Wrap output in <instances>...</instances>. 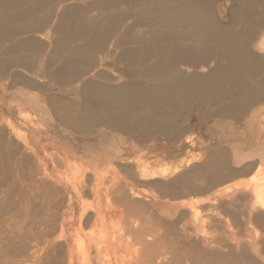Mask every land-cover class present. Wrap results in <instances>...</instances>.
Segmentation results:
<instances>
[{"label": "rangeland", "instance_id": "obj_1", "mask_svg": "<svg viewBox=\"0 0 264 264\" xmlns=\"http://www.w3.org/2000/svg\"><path fill=\"white\" fill-rule=\"evenodd\" d=\"M159 1L0 0V264H138V244L129 226L139 225L140 217L124 214L123 204H131L127 192L135 193L123 165L117 162L113 167L111 162L104 169L88 161L91 166L78 167L75 159L62 165L60 148L50 154L40 148L44 157L37 159L28 142L39 141L43 147L51 141L54 148L61 139L74 144L80 133L98 137L106 130L116 131L112 139L122 146L123 128L149 124L108 120L109 127L86 126L79 125L83 117L75 116L93 101L87 86H129L135 80L154 84V77L139 74L145 66L158 57L168 58L172 44L201 43L179 16L171 23L175 25H169ZM163 1L192 7L191 14L203 20V27L237 35L239 50L235 60L226 53L218 57L215 42H208L212 53L203 58H194L196 53L189 48L183 50L188 57L178 64L180 71L197 91H204L189 98L183 89L173 97L140 92L143 107L154 117L150 124L162 119L187 126L203 115L205 107L226 102L246 107L264 99L259 80L264 62L258 64L264 61V0ZM167 30L174 33L173 40L162 37ZM155 38L160 40L157 45ZM145 57L148 64L140 63ZM232 66L236 72L227 74ZM177 98L179 104L172 107ZM155 99L159 102L153 104L150 100ZM43 106L52 108L49 128L42 125ZM59 117L70 124L61 128ZM181 142L175 164L168 157L157 159L155 144L151 145L146 170L140 173L148 174V226L161 220L164 229L188 234L190 241L209 247L216 241L231 247L238 238L248 255L258 260L248 246L254 242L259 250L264 247V168L254 176L245 175L242 183L211 190L216 184L196 167L202 160L194 136L185 134ZM92 169L98 170L97 178ZM117 178L129 184L121 192L127 200L115 203ZM92 179L100 189L93 193L100 205H95L97 201L81 205L82 190L86 185L88 195ZM170 205L177 207L167 211Z\"/></svg>", "mask_w": 264, "mask_h": 264}, {"label": "crops", "instance_id": "obj_2", "mask_svg": "<svg viewBox=\"0 0 264 264\" xmlns=\"http://www.w3.org/2000/svg\"><path fill=\"white\" fill-rule=\"evenodd\" d=\"M263 62L260 60L258 64ZM259 80L264 85V72ZM260 83L258 84L261 85ZM176 103L179 104V98L175 99L171 106L173 107ZM209 107L204 108L203 115H199L194 124L188 123L187 126H185V123L181 124L179 120L175 122L167 120L165 123L162 119L156 120L155 125L149 123L144 128H138V126L128 128L126 126L123 128L125 130V139L122 142V146L120 142L112 139L116 138V131L115 133L107 134L108 136L97 133L98 137L88 136L91 134H85V132L80 133L74 144H71L67 139H61L59 147L54 148L51 141L43 147L37 145L39 141L35 143L29 141L28 143L30 144L31 152L34 151V153L32 152L33 157L37 159L44 157V151L50 154L53 153V149L55 152L60 148V156L63 157L65 156L63 153H66L67 158L77 161L75 163L78 167L80 165L83 167L91 166L88 161L94 166L100 165L99 167H104V169L108 168L111 162L113 167L117 166V162L121 163L124 175L127 177L129 174V183L132 184L134 192L139 193V196L135 197L130 191L129 193L127 192L130 201L135 203L137 213L132 215L128 211V205L123 204L125 208L124 214L134 217L139 216L142 223L144 222V217H146L145 211L147 209V177L140 175V173L146 170L148 153L153 143L155 144L157 159L168 157L172 159V164H175L180 159L181 136L185 137V134L193 135L196 152L200 153V159L202 160L196 167H202L204 170L203 174L210 176L209 182L216 184V186L209 187L211 190L222 188L225 185H232L233 183H242L245 175L248 177L254 176L260 173L261 168H264V99H260L256 104L246 107L244 105L241 106L239 103L228 104L227 102ZM41 109L44 111L41 119L43 120V127L51 126V123H46L51 120L49 117V111L52 110L51 106L50 108L43 106ZM85 110L86 108H83L81 114L75 117L90 116L89 112L84 115ZM107 110L109 109L106 108L102 111L104 118L111 116L110 113H107ZM57 120V125L61 126V128L68 126L71 122H67L64 117H59ZM160 121H162L161 124ZM101 126L109 127L110 121L104 119ZM149 126L153 127L150 132L148 130ZM91 127L93 129L94 126L89 128ZM92 129L86 131H91ZM106 132L109 133L106 130L102 131V133ZM50 138L51 135L48 136V139ZM73 146L76 147L74 151L71 149ZM40 148H44V151L38 152L37 150ZM99 149H101V152ZM106 152L107 154H105ZM96 160L98 161L97 163H95ZM101 161H103V164ZM94 170L98 172L97 169H92V173ZM85 188L86 185L82 190L81 205L85 204V202L88 203V201H97L95 205L99 206V200L93 197V193L100 192V189L94 185L93 179L90 194H84ZM76 196L77 194L72 199V206L74 207Z\"/></svg>", "mask_w": 264, "mask_h": 264}, {"label": "bare ground", "instance_id": "obj_3", "mask_svg": "<svg viewBox=\"0 0 264 264\" xmlns=\"http://www.w3.org/2000/svg\"><path fill=\"white\" fill-rule=\"evenodd\" d=\"M158 3L162 5L164 16H166L165 19L170 23L169 25H175L171 23L176 20L175 16H179V22L188 27L191 30L190 32L194 35L196 34L201 40V43L191 45L190 47H184L182 45L176 46L175 44H172V50L167 55L168 58L166 59L158 57L157 53L159 49L157 48L154 56L155 58L158 57V59L153 64L145 66V69L139 73L142 78L154 77L156 79L154 84L145 83L147 80H144L143 82L135 80L132 81L129 86H99L95 88L87 86L86 90L89 89L88 91L93 93V95L91 94L93 101L91 100L92 102L90 106L86 108L84 115L89 112L92 116L87 115L83 117L82 120L80 119L79 125L83 124L87 126L94 124L100 126L103 120L106 119L102 113L106 108L109 109L107 110V113L111 114V116L109 115L107 117V120L113 122L128 121L132 124L137 122H140L139 124L150 123L154 117L150 116L148 113V107H143V101L140 96H138L140 95V92H151L154 94H161L164 92L173 97L176 90L183 89L185 96L188 98L190 95L199 94L203 89L199 88L197 91V86H195L194 82L188 80L189 76L183 74L178 66L185 56L188 57V54H185L183 51L187 48L196 53L194 58H203L207 54L212 53L211 45H209L208 42H215L219 48V51H217L218 53L216 54L218 57H221L226 53L231 59H237L239 50L237 35L228 34V36H226L224 33L203 27V20L200 19L198 15L191 14L193 11L192 7L173 5L175 2L170 4L163 0ZM171 32L172 31L167 30L162 37L173 40L175 35ZM159 41L160 40L155 38L153 44L157 45ZM197 52L202 53L198 54ZM148 59V57H145L144 59H141L140 63L148 64ZM219 70L223 73V68L219 67L218 71ZM235 72L236 67L234 66L226 69L227 74H233ZM172 97L170 98L172 99ZM150 101H152L153 104L157 102L156 99ZM140 104H142V106H140ZM97 113H101L102 116L95 115ZM128 118H130V120H128ZM74 126V128L77 129L78 125ZM107 134L109 135L107 132L101 133L103 136H107ZM64 155L65 156L61 158L62 165L69 163V158H67L66 153H64ZM93 173L95 175L94 177L97 178L98 172L94 170ZM143 176L147 177L148 174ZM115 180L116 181L113 183L116 184L118 188L112 196L114 197L115 203L124 202L127 199L121 192L127 187L125 185L127 184V181L123 179L122 182L124 184L120 185V183H122L120 179L117 178ZM134 193L135 197L139 196L138 192ZM130 202L131 204L128 206V211L134 215L137 213V209L135 208V204H133L132 201ZM151 204L154 207L157 205L153 201ZM176 207V205H170L168 208L166 207V210H173ZM145 212L146 217H144V223L139 221V225L129 226L130 235L136 241V244H138V264H264V247L263 250H259L254 242L249 244L248 250L255 252L258 260H255L248 255V251L245 250V247H242L238 238L234 239V245L227 248L226 245L220 241H216L211 247L205 246V242L198 243L190 241L188 234L164 229L161 220L156 219L153 226L149 227L147 223L148 206ZM165 214L170 216L171 212H165ZM222 247H225L226 251L220 250Z\"/></svg>", "mask_w": 264, "mask_h": 264}]
</instances>
